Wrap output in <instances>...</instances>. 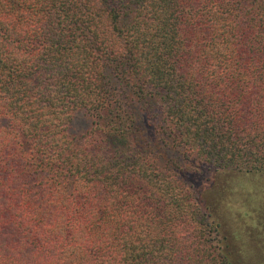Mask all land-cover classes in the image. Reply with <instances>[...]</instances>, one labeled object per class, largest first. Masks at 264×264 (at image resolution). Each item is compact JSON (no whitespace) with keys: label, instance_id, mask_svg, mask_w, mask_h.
Returning a JSON list of instances; mask_svg holds the SVG:
<instances>
[{"label":"trees","instance_id":"16d2710c","mask_svg":"<svg viewBox=\"0 0 264 264\" xmlns=\"http://www.w3.org/2000/svg\"><path fill=\"white\" fill-rule=\"evenodd\" d=\"M200 167L264 173V0H0V264H235Z\"/></svg>","mask_w":264,"mask_h":264},{"label":"rangeland","instance_id":"374dc122","mask_svg":"<svg viewBox=\"0 0 264 264\" xmlns=\"http://www.w3.org/2000/svg\"><path fill=\"white\" fill-rule=\"evenodd\" d=\"M76 119L82 127L84 117ZM193 177L201 205L219 225L216 242L235 264H264V173L200 167Z\"/></svg>","mask_w":264,"mask_h":264}]
</instances>
